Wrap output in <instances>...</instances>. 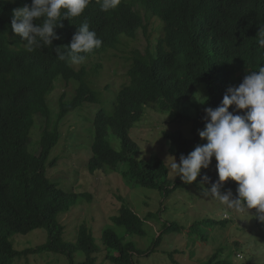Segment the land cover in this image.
<instances>
[{"label": "trees", "instance_id": "trees-1", "mask_svg": "<svg viewBox=\"0 0 264 264\" xmlns=\"http://www.w3.org/2000/svg\"><path fill=\"white\" fill-rule=\"evenodd\" d=\"M25 4L30 5L31 0H0V264H14L17 258L44 251L64 255L70 264H74L75 253L80 252L84 259L79 264H95L99 248L92 230L80 225L75 237L66 239L58 220L59 214L86 194L66 192L45 174L48 155L61 137L57 121L52 128V121L49 124L45 96L58 74L65 80L81 79L86 74L84 66L60 61L54 48L68 45L85 20L90 30L102 39L100 50L114 47L120 33L135 38L137 30L142 28L146 34L140 9L162 20L164 27L156 44L151 45L147 37L145 51L134 53L129 81L117 91L112 112H96L87 168L91 173L118 169L130 188H150L167 196L174 188L166 185L169 171L164 160L156 154L147 159L136 157L140 148L129 132L142 118L146 107L159 112L172 111L177 118H182L179 103L191 95L194 86L204 85L207 99L192 120L193 138L187 139L180 132L166 134L169 153L178 160L181 154L187 155L199 138L198 131L204 128V109L219 106L227 87L238 86L249 70L258 71L264 66V49L258 46L256 37L259 25L264 24V0H120L115 9L107 12L101 11L93 0L81 16L71 22L61 21L63 27L55 29L60 39L53 40L51 47L31 53L25 49L26 41L10 27L12 9ZM94 52L82 55L88 57ZM62 97L58 120L86 100L97 101L86 79L80 82L69 102H64ZM36 114L46 118L38 140L39 155L29 151L27 145ZM234 114L243 115V111ZM109 131L118 139V149L106 139ZM227 184L226 188L236 191L233 182ZM251 210L255 213V209ZM160 211L140 217L122 202L110 221L127 235L145 236V221L159 218ZM224 220L207 219L206 222L216 224ZM36 228L47 231L44 243L20 250L13 247L14 235L27 234ZM174 228H178L175 222H164L157 240ZM124 237L111 227L102 229L100 239L110 264H136V254L149 253L150 248L138 249ZM216 255L207 264H212ZM216 263L223 264L221 260Z\"/></svg>", "mask_w": 264, "mask_h": 264}, {"label": "rangeland", "instance_id": "rangeland-1", "mask_svg": "<svg viewBox=\"0 0 264 264\" xmlns=\"http://www.w3.org/2000/svg\"><path fill=\"white\" fill-rule=\"evenodd\" d=\"M139 13L146 26V34L142 29H138L136 39L127 42L125 46L118 45L115 49L91 58L87 66L88 69L99 62V66L87 74L89 80H94L92 85L95 87L98 102L82 104L60 120L57 118L58 106L49 104L52 121L50 126L52 128L57 121L61 137L48 156V162L54 158L56 162L53 165L46 163L45 174L51 182L66 192L86 194L69 210L59 214L58 220L63 225L64 236L66 239H73L80 225L91 229L99 248V253L95 254V264H110L105 259V250L100 239L101 231L106 227L124 235L125 241H132L138 249L150 248L148 254L135 255L136 264H207L215 253L216 260L212 264H217V260L223 261V264H264V223L255 218V213L252 210H249V216L246 213H238L226 208L214 197L203 196L197 182L185 184L179 177L173 178L174 173L169 168V156H175L168 151L169 140L166 134L180 132L187 139L193 138L192 120L203 102L201 97H207L204 85L194 86L191 95L179 103L182 118H177L172 111L159 112L153 107H147L142 118L129 132L140 148L136 157L147 159L156 154L164 160L169 171L166 185L169 189L174 188L167 196L163 191L150 188H130L118 169H103L95 173L87 170L86 164L91 156L94 136L95 113L100 108L107 113L111 110L120 85L127 81L126 70L130 54L135 49L141 51L146 47L148 35L153 43L161 32V20L146 15L143 9H140ZM100 69L102 72L98 74ZM75 87V81L65 83L64 80H58L56 87L47 97L55 106L57 97L63 92L65 97L73 94ZM35 120V126L30 130L29 148L37 153L38 133L41 132L46 119L38 115ZM106 138L112 147L119 148V142L111 132L107 133ZM204 143L205 140L198 138L192 143L191 151ZM175 159L178 163V159ZM215 164L213 159L209 169L202 170V174L206 173L211 181L217 179ZM199 180L200 177L197 178V181ZM228 181L220 192L223 194L231 190L235 198V189L226 188L229 187ZM231 182L236 185V182ZM204 187L210 188L211 184L207 183ZM122 202L128 204L140 217H144L147 212L156 213L161 209L159 218H147L145 221V236L127 235L122 228L112 225L110 217L118 213ZM207 219L225 220L224 223L210 224L206 222ZM164 222H175L178 228L166 231L157 240ZM13 239V247L17 250L35 247L47 240V231L36 228L27 234H16ZM110 252L115 253L114 250ZM237 254L242 258L238 259ZM82 255L80 252L75 253L74 264L83 261ZM17 259L14 264H70L64 255L49 251Z\"/></svg>", "mask_w": 264, "mask_h": 264}, {"label": "clouds", "instance_id": "clouds-1", "mask_svg": "<svg viewBox=\"0 0 264 264\" xmlns=\"http://www.w3.org/2000/svg\"><path fill=\"white\" fill-rule=\"evenodd\" d=\"M92 2L93 0H31L30 5L25 4L12 9L10 27L15 35H18L22 40L26 41L25 49L29 53L42 47L48 48L52 46L53 40L60 39L55 29L63 27L61 21L67 19L71 22L74 18L81 16L86 7ZM95 2L99 4L100 10L104 12L115 9L120 4V0H95ZM158 19L161 20L160 18ZM34 21L40 22L34 23ZM163 27L164 25L161 20V32L155 38V42L152 43L150 41L151 45L154 46L156 44V40L161 35ZM147 37L150 38L149 35ZM256 37L258 46L264 49V24L259 25V31ZM134 39L136 37L131 38L126 33H120L114 47H106L100 50L102 39L97 36L95 31L90 30L87 20L83 21L77 27V31L72 36L70 43L68 45L57 46L54 48V51L60 61H66L72 65H79V67L81 65L84 66L86 68V74L81 76V79L70 80H65L58 74L52 81V86L45 96L48 108L49 104L53 107L58 106L59 113L60 98L62 95L64 96L62 97L63 101L69 102L71 99L69 101L66 100L75 94L76 88L83 79H86L87 84L94 90L95 87L92 85L94 80H89L87 74L95 70L99 66V62H96L93 67L87 69L91 58L98 57L108 50L115 49L118 45L125 46L127 42ZM146 47L141 51L135 49L130 54V62L126 70V82L129 81L128 72L133 63L132 57L134 53L136 51L143 53ZM93 50L96 53L94 52L88 57L82 55L89 54ZM76 70H79V68ZM101 72L100 69L98 74H101ZM58 80H64L65 83L75 81L76 87L73 94L65 97V93L63 92L57 97L56 105L54 106L52 100L49 101V97L47 96L56 87ZM201 98L203 102L200 103H205L207 98ZM97 102L98 99L97 101L86 100L82 104H93ZM230 106H234L233 111H229ZM112 108L108 113L102 108L99 110H103L104 114H110ZM74 109H70L68 112ZM204 111V119L206 122L204 128L198 131V136L201 140H205L206 143L197 145L187 155L181 154L178 163L175 157L169 156L171 157L169 168L174 173L173 178L179 177L185 184L197 182L202 190L203 196L214 197L218 199L220 204L238 213H246L249 216V210L255 209V218L259 222L264 223V66H260L258 71L249 70L248 74L243 77L238 86H229L226 88L219 106L216 108L207 107ZM240 111H243V115L234 114ZM50 113L49 108V117ZM38 115L36 114L34 119ZM45 125L46 120L43 128ZM34 126L35 122L32 127L34 128ZM41 132L38 133V140ZM27 145L29 148V139ZM37 145L39 146L38 141ZM29 151L39 155L41 147H39L37 153L30 148ZM213 159L216 162L215 168L217 172V179L215 181H211V178L206 173L202 174V170L209 169ZM55 162L56 159L54 158L51 162H48L47 159L46 163L53 165ZM198 177H200L199 181H197ZM228 180L236 182L235 198H233L231 190L223 194L220 192V189ZM207 183L211 184L210 188L204 187ZM236 257L238 259L242 258L240 254H237Z\"/></svg>", "mask_w": 264, "mask_h": 264}]
</instances>
